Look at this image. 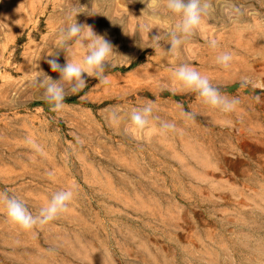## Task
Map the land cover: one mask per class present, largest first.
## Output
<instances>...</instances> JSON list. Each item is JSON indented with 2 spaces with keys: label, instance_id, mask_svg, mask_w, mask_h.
Returning a JSON list of instances; mask_svg holds the SVG:
<instances>
[{
  "label": "rangeland",
  "instance_id": "obj_1",
  "mask_svg": "<svg viewBox=\"0 0 264 264\" xmlns=\"http://www.w3.org/2000/svg\"><path fill=\"white\" fill-rule=\"evenodd\" d=\"M211 4L170 54L166 41L149 47L178 19L164 0H0V192L35 215L55 192L74 191L66 214L33 231L0 205V264H264V0ZM75 19L120 55L107 85L85 74L87 86L53 112L33 81L59 79L47 61L66 63L58 33ZM224 52L227 69L216 63ZM181 64L238 98L236 109L181 89ZM148 102L159 119L132 131L129 112ZM161 122L175 130L161 134Z\"/></svg>",
  "mask_w": 264,
  "mask_h": 264
},
{
  "label": "clouds",
  "instance_id": "obj_2",
  "mask_svg": "<svg viewBox=\"0 0 264 264\" xmlns=\"http://www.w3.org/2000/svg\"><path fill=\"white\" fill-rule=\"evenodd\" d=\"M164 4L168 12L178 18L177 22L171 31L152 36L150 39L152 43L149 47L155 50V47L160 46V42L163 40L171 46L167 52L175 54L199 30L204 19L210 14L212 4L211 0H164ZM58 42L59 49L65 52L66 63L61 65L56 59H49L47 63L53 72H59V79L53 80L43 72L42 76L33 81L35 85L44 90L43 98L53 112L63 111L66 96L76 94L87 86L85 74L87 77L97 79L100 84L107 85L109 80L105 74L106 68L109 66L115 68L117 65L113 62V57L120 55L114 51L113 45L103 36L96 34L90 25L78 24L76 19L59 30ZM209 45L215 49L218 42L212 39L209 41ZM74 47L83 51L81 59L75 58ZM232 59L230 53L224 52L217 55L216 63L227 69L230 67ZM173 80L181 89L196 93L197 98L204 105L219 110L221 113H230L239 104L238 98H230L222 94L218 87L213 86L208 76L202 75L196 68L188 64H181L174 70ZM251 84L252 81L248 77H242L240 80L242 88ZM169 90L175 91V89ZM153 113L154 104L152 102L132 108L128 114L130 129L135 132H143L153 120L159 119ZM185 115L191 116L190 113ZM107 118L113 124L119 123V110L112 109ZM159 129L161 134H166L175 130V124L161 122ZM26 143L42 152V149L35 146L32 140H27ZM49 174L51 175V173ZM73 199L74 191L72 189L57 191L47 204L34 215L23 200L10 196L7 192H0V205L6 212L8 222L23 231L42 229L50 222L57 220L68 212Z\"/></svg>",
  "mask_w": 264,
  "mask_h": 264
}]
</instances>
